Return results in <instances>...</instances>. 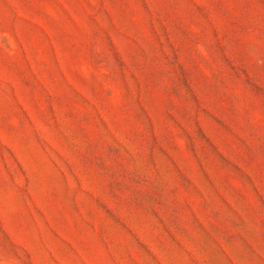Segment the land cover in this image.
<instances>
[{
  "label": "rangeland",
  "instance_id": "obj_1",
  "mask_svg": "<svg viewBox=\"0 0 264 264\" xmlns=\"http://www.w3.org/2000/svg\"><path fill=\"white\" fill-rule=\"evenodd\" d=\"M0 264H264V0H0Z\"/></svg>",
  "mask_w": 264,
  "mask_h": 264
}]
</instances>
